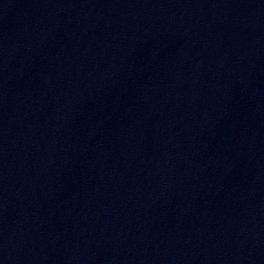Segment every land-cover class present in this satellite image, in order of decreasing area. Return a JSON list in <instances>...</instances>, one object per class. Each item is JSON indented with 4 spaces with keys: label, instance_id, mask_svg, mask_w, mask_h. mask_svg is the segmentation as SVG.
<instances>
[{
    "label": "water",
    "instance_id": "1",
    "mask_svg": "<svg viewBox=\"0 0 264 264\" xmlns=\"http://www.w3.org/2000/svg\"><path fill=\"white\" fill-rule=\"evenodd\" d=\"M0 264H264V0H0Z\"/></svg>",
    "mask_w": 264,
    "mask_h": 264
}]
</instances>
